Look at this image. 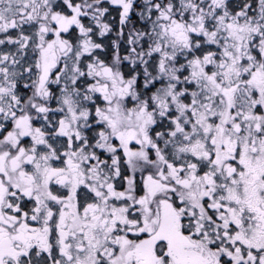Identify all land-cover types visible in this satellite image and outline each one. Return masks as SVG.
Instances as JSON below:
<instances>
[{
    "label": "snow or ice",
    "instance_id": "1",
    "mask_svg": "<svg viewBox=\"0 0 264 264\" xmlns=\"http://www.w3.org/2000/svg\"><path fill=\"white\" fill-rule=\"evenodd\" d=\"M0 264H264V0H0Z\"/></svg>",
    "mask_w": 264,
    "mask_h": 264
}]
</instances>
